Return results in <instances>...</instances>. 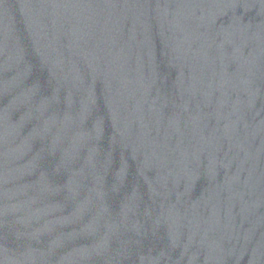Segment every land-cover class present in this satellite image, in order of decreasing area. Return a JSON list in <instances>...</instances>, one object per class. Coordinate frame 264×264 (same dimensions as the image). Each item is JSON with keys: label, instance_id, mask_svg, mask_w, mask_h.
<instances>
[{"label": "water", "instance_id": "obj_1", "mask_svg": "<svg viewBox=\"0 0 264 264\" xmlns=\"http://www.w3.org/2000/svg\"><path fill=\"white\" fill-rule=\"evenodd\" d=\"M0 264H264V0H0Z\"/></svg>", "mask_w": 264, "mask_h": 264}]
</instances>
